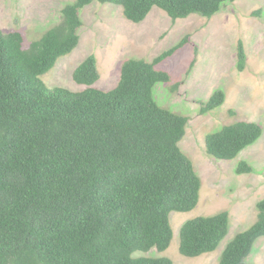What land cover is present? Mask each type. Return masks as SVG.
<instances>
[{"label":"trees","instance_id":"16d2710c","mask_svg":"<svg viewBox=\"0 0 264 264\" xmlns=\"http://www.w3.org/2000/svg\"><path fill=\"white\" fill-rule=\"evenodd\" d=\"M235 1L71 0L60 21L27 47L20 31L0 30V264H173L168 257L135 255L166 252L174 237L171 213L193 211L200 202L202 180L180 147L189 117L160 106L154 96L157 84L171 83L158 66L188 46L190 37L151 61L126 60L108 91L94 87L100 80L95 55L74 71L75 82L86 87L81 92L50 89L41 76L79 46L82 11L95 2L120 6L128 21L139 24L154 8L174 21L210 19ZM236 58L244 71L242 41ZM225 101L217 90L200 101V112H214ZM262 134L254 122L225 125L206 136V152L233 160ZM251 172L247 162L237 168L239 175ZM256 208V221L227 244L218 264H250L264 237V199ZM230 224L227 211L185 222L180 254L215 252Z\"/></svg>","mask_w":264,"mask_h":264},{"label":"rangeland","instance_id":"374dc122","mask_svg":"<svg viewBox=\"0 0 264 264\" xmlns=\"http://www.w3.org/2000/svg\"><path fill=\"white\" fill-rule=\"evenodd\" d=\"M71 0H0V30L20 31L25 46L39 40L61 18V11ZM261 11V16H253ZM84 26L79 46L56 66L41 76L50 88L81 92L86 87L74 80L75 69L90 55L98 61L100 80L94 87L108 91L120 78L123 62L130 58L153 60L162 52L190 37V44L158 66L166 71L171 83H159L154 96L160 106L188 116L186 136L180 143L183 152L194 163L202 180L200 202L190 212H172L170 222L174 237L166 252L152 250L135 256L168 257L173 264H218L227 244L257 219V204L264 199V0H236L225 3L212 18L191 15L172 20L164 11L154 8L139 24L128 21L122 8L95 2L82 11ZM244 43L248 62L244 71L237 69L236 50ZM197 53L191 74L186 72ZM183 82L177 92L170 87ZM222 90L224 105L214 112L201 114L200 101ZM240 121L261 126L262 137L233 160H217L208 156L205 139L225 125ZM241 162L253 172L237 174ZM221 211L230 215V230L219 248L197 258H186L179 251V235L183 224L200 216ZM250 264H264V237L250 255Z\"/></svg>","mask_w":264,"mask_h":264}]
</instances>
